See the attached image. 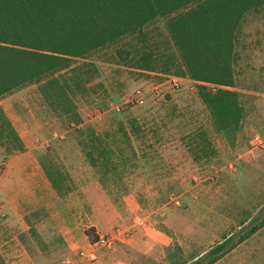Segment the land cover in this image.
I'll list each match as a JSON object with an SVG mask.
<instances>
[{
    "label": "rangeland",
    "instance_id": "rangeland-1",
    "mask_svg": "<svg viewBox=\"0 0 264 264\" xmlns=\"http://www.w3.org/2000/svg\"><path fill=\"white\" fill-rule=\"evenodd\" d=\"M146 37L76 59L52 87L31 83L0 98L24 114L25 101L39 109L47 124L36 153L48 181L47 172L61 178L60 192L51 183L55 203L0 207V264H68L87 241L81 229L94 225L113 243L98 244L97 259L80 264H198L195 256L228 231L262 226L264 6L246 15L236 42L230 89L244 107L236 130H217L198 92L201 84L213 92L225 86L177 74L167 18L148 26ZM120 48L130 50L127 60ZM144 52L159 61L154 70L136 64ZM19 139L0 112V179Z\"/></svg>",
    "mask_w": 264,
    "mask_h": 264
},
{
    "label": "trees",
    "instance_id": "trees-1",
    "mask_svg": "<svg viewBox=\"0 0 264 264\" xmlns=\"http://www.w3.org/2000/svg\"><path fill=\"white\" fill-rule=\"evenodd\" d=\"M263 6L264 0H0V98L31 83L52 87L54 75L74 68L76 59L125 38L145 41L148 26L167 18L180 55L177 74L225 86L213 92L201 84L198 92L216 129L236 130L244 117L240 94L230 89L236 86V42L246 15ZM118 53L124 60L131 54L126 48ZM135 62L154 70L159 61L144 52ZM47 175L60 192L61 178ZM85 234L99 240L95 227ZM227 242L196 262L210 264Z\"/></svg>",
    "mask_w": 264,
    "mask_h": 264
},
{
    "label": "crops",
    "instance_id": "crops-1",
    "mask_svg": "<svg viewBox=\"0 0 264 264\" xmlns=\"http://www.w3.org/2000/svg\"><path fill=\"white\" fill-rule=\"evenodd\" d=\"M24 104L26 114L22 113L13 103L0 100V112L8 117L22 143L19 153L9 155L6 161L7 167L1 173L0 188L3 193L7 194V200L0 201V207H3L6 212L15 209L19 212L27 209L35 210L44 204L55 203L56 197L59 198L51 187L36 153V149L39 148L40 141L43 139L42 129L47 123L43 122L39 109H36L35 106L32 107L28 101H25ZM12 171L14 172L12 173ZM11 173L18 175L17 181L12 185L8 180ZM17 189L19 191H16ZM94 226L97 233L101 235L99 226ZM215 231L216 229H209L211 235ZM237 232L240 234L236 239ZM247 232L242 230V226H239L235 230L225 233L226 236L216 245L210 246L209 250L228 240L224 251L210 264H264V225ZM81 233L87 239L83 245L86 246L89 243V238L85 234L84 228L81 229ZM205 254L201 252L193 260L197 261Z\"/></svg>",
    "mask_w": 264,
    "mask_h": 264
},
{
    "label": "built area",
    "instance_id": "built-area-1",
    "mask_svg": "<svg viewBox=\"0 0 264 264\" xmlns=\"http://www.w3.org/2000/svg\"><path fill=\"white\" fill-rule=\"evenodd\" d=\"M136 100L139 102L144 101V93L141 89H138L135 93ZM179 201H177L178 203ZM113 243V239L101 237L97 242H89L86 246L80 247V249L77 252V258L76 259H69L67 262L68 264H80L82 262L86 261H94L97 259V253H96V246L98 244L103 245H111Z\"/></svg>",
    "mask_w": 264,
    "mask_h": 264
}]
</instances>
